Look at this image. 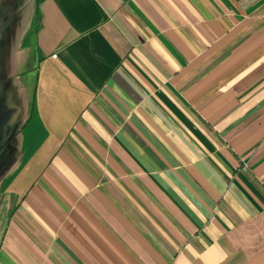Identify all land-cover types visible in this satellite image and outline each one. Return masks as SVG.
Segmentation results:
<instances>
[{
	"label": "crops",
	"instance_id": "crops-1",
	"mask_svg": "<svg viewBox=\"0 0 264 264\" xmlns=\"http://www.w3.org/2000/svg\"><path fill=\"white\" fill-rule=\"evenodd\" d=\"M0 264H264V0H0Z\"/></svg>",
	"mask_w": 264,
	"mask_h": 264
}]
</instances>
